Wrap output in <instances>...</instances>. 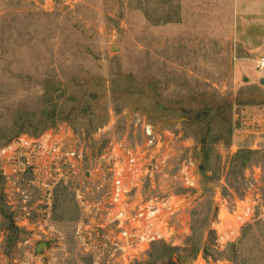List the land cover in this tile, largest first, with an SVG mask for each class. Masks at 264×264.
<instances>
[{"label":"rangeland","instance_id":"obj_1","mask_svg":"<svg viewBox=\"0 0 264 264\" xmlns=\"http://www.w3.org/2000/svg\"><path fill=\"white\" fill-rule=\"evenodd\" d=\"M258 1L0 0V147L51 133L87 149L84 160H91L82 169L91 172L115 143L144 148L149 124L157 138L177 142V157L199 163V199L179 214L183 223L172 241L154 242L130 264L149 254L160 264L157 255L168 253L175 264H264V66L258 63L264 7ZM41 165L24 170L21 184L20 175L7 181L3 168L11 166L0 158V264H105L77 236L82 210L69 178L51 188V210L34 212L39 221L49 214L53 226L22 223L21 189L29 184L30 200L42 196ZM161 166L166 192L176 172L168 179L167 160ZM93 175L77 181L92 200L100 197L87 190L98 171ZM217 190L228 204L245 197L254 208V219L222 249L211 228ZM43 241L48 246L36 252ZM164 245L169 250L162 253Z\"/></svg>","mask_w":264,"mask_h":264},{"label":"built area","instance_id":"obj_2","mask_svg":"<svg viewBox=\"0 0 264 264\" xmlns=\"http://www.w3.org/2000/svg\"><path fill=\"white\" fill-rule=\"evenodd\" d=\"M258 63L263 67L264 57H260ZM144 128L147 136L144 148H127L122 142L115 143L105 151L102 162L91 172V169H82L83 162L91 160H84L87 149L73 139L75 143L67 144L66 139L58 140L51 133H45L30 140L13 139L1 146L0 158L4 165L11 166L9 170L3 168L7 181L20 175L18 181L24 184L23 171L30 168L35 171L39 161L42 164L37 173L40 178L38 183L42 186L38 194L42 193V196L30 200L26 191L30 188L29 184L25 192L21 189V198L25 202L20 217L22 223L53 226V222L46 218L49 214H44L46 217L39 221L34 212L51 210L54 203L51 188L69 178L75 185L74 191L82 210L77 236L85 240V249L98 252L105 264H130L146 254L154 242L172 241L177 234V225L183 223L182 219H178L179 214L199 199V163L190 156L177 157V142L173 138L161 140L149 124ZM166 160L167 178L170 177V170L176 173L168 190L163 192L162 179L158 181V177L162 172L161 164ZM16 163L23 167L14 169L12 164ZM97 171V181L93 180V186H88L87 190L90 188L91 192L94 191L93 195L100 197L93 196L92 200V197L80 192L77 181L81 183L83 178L87 179ZM30 181L34 184V180ZM175 187L180 188V192H176ZM213 200L217 213L211 228L216 235V248L222 249L237 240L242 226L254 219V208L245 197L228 204L219 190ZM203 262L230 264L218 259Z\"/></svg>","mask_w":264,"mask_h":264},{"label":"trees","instance_id":"obj_3","mask_svg":"<svg viewBox=\"0 0 264 264\" xmlns=\"http://www.w3.org/2000/svg\"><path fill=\"white\" fill-rule=\"evenodd\" d=\"M250 152H248V151H246V155H248ZM240 157V154L239 155H237V158H239ZM201 168H203V165L201 166ZM162 248H163V250H162V253L164 252H167V250H169V248L168 247H166L165 245L164 246H161ZM150 256H151V259L150 260H148V261H146V262H142L141 264H158V262L157 261H155L154 260V258H153V254H149ZM166 255V256H165ZM170 255L171 254H159V255H157L159 258L160 257H162V259H163V262H161L160 264H175V262H173L172 260H171V257H170Z\"/></svg>","mask_w":264,"mask_h":264},{"label":"water","instance_id":"obj_4","mask_svg":"<svg viewBox=\"0 0 264 264\" xmlns=\"http://www.w3.org/2000/svg\"><path fill=\"white\" fill-rule=\"evenodd\" d=\"M264 81V78L261 79V82ZM44 246H48V243L46 241L43 242H39L36 247H35V251L38 252L41 250V248H43Z\"/></svg>","mask_w":264,"mask_h":264},{"label":"crops","instance_id":"obj_5","mask_svg":"<svg viewBox=\"0 0 264 264\" xmlns=\"http://www.w3.org/2000/svg\"><path fill=\"white\" fill-rule=\"evenodd\" d=\"M259 3H263V7H264V1L263 0H261V1H258ZM261 81V80H260Z\"/></svg>","mask_w":264,"mask_h":264}]
</instances>
